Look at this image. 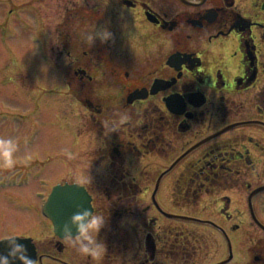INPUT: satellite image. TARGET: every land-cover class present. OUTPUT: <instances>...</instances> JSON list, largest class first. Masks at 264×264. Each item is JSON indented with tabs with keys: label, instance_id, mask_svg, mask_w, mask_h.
Here are the masks:
<instances>
[{
	"label": "flooded vegetation",
	"instance_id": "flooded-vegetation-1",
	"mask_svg": "<svg viewBox=\"0 0 264 264\" xmlns=\"http://www.w3.org/2000/svg\"><path fill=\"white\" fill-rule=\"evenodd\" d=\"M55 1L63 17L54 23L51 43L43 20L41 45L50 67L66 64V88L78 81L82 90L78 86L74 99L83 102L90 121L77 131L80 141L63 133V148L72 154L65 167L73 170L32 207L51 226V243L64 251L44 214L45 201L54 186L76 184L105 218L114 260V252L130 244L120 232L129 224L145 236L130 239L134 255L124 263L193 264L185 244L203 233L192 228L185 237L188 222L209 226L226 246L228 254L214 264H230L242 242L239 231L256 229L248 232L246 264H264V0ZM105 30L111 36L102 41L97 33ZM125 115L130 122L113 131ZM86 131L100 140L91 151ZM34 161L29 168L20 161L15 174L0 167V182L15 192L6 195L8 208L22 209L26 169L46 165ZM101 164L106 171H94ZM39 175L36 170L33 178ZM8 213L0 211V237H31L37 264L44 258L70 264L55 252L39 253L33 236L9 223Z\"/></svg>",
	"mask_w": 264,
	"mask_h": 264
},
{
	"label": "rangeland",
	"instance_id": "rangeland-1",
	"mask_svg": "<svg viewBox=\"0 0 264 264\" xmlns=\"http://www.w3.org/2000/svg\"><path fill=\"white\" fill-rule=\"evenodd\" d=\"M36 1L0 0V136L15 138L18 144L24 145V148H19L16 153L15 166L12 169H3H6V173L15 174L21 172L18 165L24 162L25 168H29L35 163L34 159L37 157L40 164L45 162V158L47 161L50 158H56V160L50 163L45 162L44 167L37 166L36 163L33 169H26L25 175L28 172L30 177L25 183L22 209L8 208L7 205L10 204H7V199L5 201L6 195H12L15 192L5 187L6 181L0 182V211L4 208L8 209V222L19 223L17 228L19 231L33 236L39 253L55 252L70 264H116V260L119 264H129L124 261L134 255L132 249L134 243L130 239L137 238V236L144 237L143 232L137 234L129 224H126L120 232L123 238L129 239L130 244L122 245L119 253L114 252L118 254L117 259L114 260L113 252H111L112 255L109 254L112 249L110 250L106 242L107 229L104 228L107 226L104 227L99 233L98 240L104 243L106 250L99 260H93L91 257L79 254L67 244H65L64 251L59 252L56 245L51 243L53 239L51 226L40 213L39 207L35 211L32 208L36 199L38 204L42 205L53 183L69 178L66 172L73 169H67L65 166L67 163L71 164L68 159L72 157V154L63 148V142L67 139L63 133L68 135V139L77 136L76 139L80 141L82 135L77 131L84 125L83 121L89 117V112H86L83 102H78V104L74 99V95H80L75 91L79 86H77L78 81L73 82L72 89L66 88L65 84L68 81L64 80L66 69L62 68L66 64L62 62L64 66L58 69L50 67L47 64L49 55L41 45L43 20L44 28H46L42 31L43 35L51 43V30L54 28V23L63 17V11L60 12L54 7L55 0H39L44 8L45 17ZM95 82L96 80L92 83ZM79 88L82 90L80 86ZM55 115L61 118L59 121H62L64 126L59 124ZM87 133L94 137V139L91 137L93 140L90 138L89 142L87 139L88 148L91 151L99 145L100 140L97 142L92 131H86L85 135ZM87 137L89 135H86ZM94 142L95 144L92 145ZM105 168H107L106 164L97 165L94 171L104 172ZM36 170H39L40 175L33 178ZM106 184L110 185V183ZM37 191L44 194L38 198ZM230 225L231 223L227 224V226ZM192 228H196L197 234H203L198 239L196 237V240L189 239L186 242L188 261L193 264H214L228 254L219 235L213 229H209V226H197L186 222L184 229L188 234L185 237H191ZM241 231L242 242L235 244L236 256L230 264H246L249 258L247 253L248 232L257 230L241 229L239 234ZM121 235L118 234L117 237ZM43 264L65 263L44 258ZM164 264L170 263L165 259Z\"/></svg>",
	"mask_w": 264,
	"mask_h": 264
},
{
	"label": "clouds",
	"instance_id": "clouds-1",
	"mask_svg": "<svg viewBox=\"0 0 264 264\" xmlns=\"http://www.w3.org/2000/svg\"><path fill=\"white\" fill-rule=\"evenodd\" d=\"M101 36L102 41L110 38L111 33L105 30ZM88 41L93 37L89 35ZM131 117L125 115L120 118L119 124L113 127L115 131L119 126L130 122ZM107 127V124H105ZM19 151V144L15 138L0 136V167L12 169L16 164V153ZM75 227L76 233L73 235L72 227ZM105 225V218L102 215L94 213L90 208L77 207V210L71 215L69 221L65 222L61 228L62 240L65 244L71 246L76 252L83 256L91 257L93 260H99L104 252L105 245L98 240L100 231ZM0 241L7 242L8 252L6 255H0V264H37L27 253V247L18 243L15 236L8 235L0 237Z\"/></svg>",
	"mask_w": 264,
	"mask_h": 264
},
{
	"label": "water",
	"instance_id": "water-1",
	"mask_svg": "<svg viewBox=\"0 0 264 264\" xmlns=\"http://www.w3.org/2000/svg\"><path fill=\"white\" fill-rule=\"evenodd\" d=\"M85 200H87V203L84 202ZM84 205H86V208H90L92 210L90 204V197L83 187H80L79 185L76 184L75 185L58 184L53 187L50 195L48 196L44 204V213L47 217L53 220L55 225V232L59 236H61V232H60L61 226L65 222L69 221L71 215L77 210L78 206L84 208L85 207ZM178 216L183 219L202 221L198 218L190 217L187 215H178ZM203 222H210V221L203 220ZM70 227H72L73 235H75L76 233L75 227L71 225ZM16 238L18 240V243L23 244L27 247L28 255L32 259L37 260V251L35 244L32 241V238L31 237H16ZM7 252H8L7 242L0 241V255H6ZM223 263L224 262H219L217 264H223ZM15 264H20V262L17 260L15 261Z\"/></svg>",
	"mask_w": 264,
	"mask_h": 264
},
{
	"label": "bare ground",
	"instance_id": "bare-ground-1",
	"mask_svg": "<svg viewBox=\"0 0 264 264\" xmlns=\"http://www.w3.org/2000/svg\"><path fill=\"white\" fill-rule=\"evenodd\" d=\"M198 219H200V218H198ZM200 220H202V219H200ZM203 221V220H202ZM204 221H206V220H204ZM261 226L264 228V225L263 224H261Z\"/></svg>",
	"mask_w": 264,
	"mask_h": 264
}]
</instances>
